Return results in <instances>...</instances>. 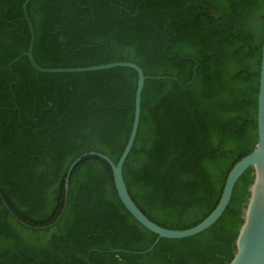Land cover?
<instances>
[{"label":"trees","instance_id":"1","mask_svg":"<svg viewBox=\"0 0 264 264\" xmlns=\"http://www.w3.org/2000/svg\"><path fill=\"white\" fill-rule=\"evenodd\" d=\"M23 1L0 0V264H228L252 166L213 224L155 243L120 201L103 158L82 157L64 190L81 154L117 162L137 73L35 70ZM27 12L42 67H141L139 122L122 166L127 191L163 227L205 218L257 141L264 0H30Z\"/></svg>","mask_w":264,"mask_h":264},{"label":"water","instance_id":"2","mask_svg":"<svg viewBox=\"0 0 264 264\" xmlns=\"http://www.w3.org/2000/svg\"><path fill=\"white\" fill-rule=\"evenodd\" d=\"M30 0H24L22 11L29 27L30 38L25 55L30 65L39 72H77L108 69L112 67H130L137 73V84L134 96V111L130 133L127 142L117 160L114 163L107 155L88 151L75 158L69 165L64 177V190L67 191L69 177L82 157L88 155L99 156L107 161L111 167L112 177L117 195L127 211L145 228L157 234L154 243L160 238H183L199 233L213 224L225 210L233 190V186L240 175L250 166L254 170V178L250 188L249 199L244 212V219L235 238V252L228 264H264V33L261 45V59L259 68V81L257 92L256 127L257 141L253 149L242 156L229 170L221 195L213 210L199 223L185 229H171L163 227L150 220L135 204L127 191L122 175V166L133 144L140 116L141 92L145 76L140 66L130 61H114L97 65L77 67H42L33 58L32 48L34 43V28L27 12V4ZM153 243V245H154ZM152 245V246H153ZM151 246V247H152ZM150 247V248H151Z\"/></svg>","mask_w":264,"mask_h":264}]
</instances>
